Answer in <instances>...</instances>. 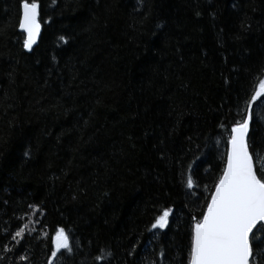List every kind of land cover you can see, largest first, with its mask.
Masks as SVG:
<instances>
[{"label":"trees","instance_id":"trees-1","mask_svg":"<svg viewBox=\"0 0 264 264\" xmlns=\"http://www.w3.org/2000/svg\"><path fill=\"white\" fill-rule=\"evenodd\" d=\"M37 3L27 50L21 0H0V264H188L249 112L264 157V0Z\"/></svg>","mask_w":264,"mask_h":264},{"label":"snow or ice","instance_id":"snow-or-ice-1","mask_svg":"<svg viewBox=\"0 0 264 264\" xmlns=\"http://www.w3.org/2000/svg\"><path fill=\"white\" fill-rule=\"evenodd\" d=\"M20 7L19 28L27 34L23 47L31 50L41 27L39 4L37 0H21ZM61 40L65 38L61 37ZM259 84L260 89L252 95V101L264 92V79ZM251 107L249 104L248 108ZM251 116L249 112L242 122L231 128L222 174L214 183V191L206 200V207L199 217H192L188 264H256L257 256L264 262V247L254 248V244L264 238V157L249 151L246 135ZM254 155L261 175L257 174L254 166ZM193 185L189 175L186 186L191 189ZM170 211L163 210L151 227L165 228ZM26 227H21L13 239L22 236ZM54 246L52 257H56L60 249L70 250L69 236L63 228L57 230ZM49 264H52L51 258Z\"/></svg>","mask_w":264,"mask_h":264},{"label":"water","instance_id":"water-1","mask_svg":"<svg viewBox=\"0 0 264 264\" xmlns=\"http://www.w3.org/2000/svg\"><path fill=\"white\" fill-rule=\"evenodd\" d=\"M22 10V9H21ZM22 15V14H21ZM39 19V18H38ZM40 22V21H39ZM40 25H41V23H40ZM41 29H42V27H40V32H39V34H38V36L36 37V41H35V43L32 45V48H31V50L37 45V43H38V40H39V37H40V34H41ZM22 32H24L22 29H20ZM25 33V32H24ZM26 34V33H25ZM27 35V34H26ZM28 50V49H27ZM250 131H251V119H250V121H249V130H248V133H247V135H246V140H247V143H248V139H249V134H250ZM249 145V144H248ZM249 151H250V149H249ZM251 153V152H250Z\"/></svg>","mask_w":264,"mask_h":264}]
</instances>
